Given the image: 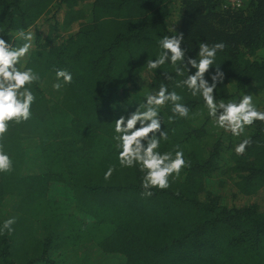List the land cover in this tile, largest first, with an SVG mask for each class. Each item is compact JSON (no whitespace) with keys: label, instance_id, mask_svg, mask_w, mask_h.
<instances>
[{"label":"trees","instance_id":"1","mask_svg":"<svg viewBox=\"0 0 264 264\" xmlns=\"http://www.w3.org/2000/svg\"><path fill=\"white\" fill-rule=\"evenodd\" d=\"M173 3L0 0V38L18 47L26 42L18 32H32L19 69L40 77L28 86L35 96L30 119L9 122L0 138L12 161L11 171L0 172V229L16 220L13 231H0V264H55L78 248L96 250V264L114 257L121 264H264V122L255 121L239 140L222 128L213 135L203 98L177 87L196 69L177 76L170 61L146 66L163 51L164 36L183 33L186 57L197 60L200 43L225 44L205 74L209 83L215 67L225 74L217 102H239L252 84L263 90L264 0H243L235 9L224 0H181L169 29ZM60 69L72 82L61 97L48 95L46 81ZM161 84L190 111L169 123L172 105L160 108L168 139L158 150L174 154L179 145L188 166L167 190L143 197L139 166H120L115 120ZM246 138L251 145L237 155ZM223 187L244 201L260 195L263 204L228 206L220 200Z\"/></svg>","mask_w":264,"mask_h":264},{"label":"clouds","instance_id":"2","mask_svg":"<svg viewBox=\"0 0 264 264\" xmlns=\"http://www.w3.org/2000/svg\"><path fill=\"white\" fill-rule=\"evenodd\" d=\"M17 35L26 41L18 47H13L11 43L0 38V138L8 131L9 122L20 123L30 119L31 105L35 101V96L28 86L40 79L32 68L21 70L17 67L21 58L25 57L32 48L33 34L30 31L20 30ZM183 40V33L164 36L159 41L163 51L155 60L146 61L147 68L158 69L170 61L177 76H183L185 68L189 73L191 69H196L194 74H189L186 79L179 81L177 87L186 86L192 96L200 95L209 117L213 118L219 128L230 132L233 136H241L246 126L253 125L255 121L264 122V111L257 109L252 94H243L239 102L216 101L214 93L217 84L223 83L225 74L220 66L215 67V73L210 77L211 83L205 79V74L212 68L217 52L223 51L225 44L216 43L210 46L207 43H200L197 60L186 57V50L181 46ZM162 75L165 79L173 78L168 73ZM72 79V74L67 70H57V82L52 87L59 91L64 85L70 84ZM61 80L63 83L60 82ZM181 101L182 97L177 92H169L167 86L161 84L159 90L148 94L146 102L139 105L134 112L115 120L116 135L113 139L117 142L120 166L122 168L139 166L140 171L144 173L141 183L143 197H151L154 194L152 189L167 190L171 186L170 178L173 180L179 178L181 170L188 166L183 151L179 150V145L175 146L174 154L172 151L161 153L158 150L161 141L168 139L167 130L162 128L159 110L170 103L173 115L169 116V123L173 122L176 116L187 118L190 110ZM251 143L250 138L244 139L235 146V153L244 154ZM11 168L12 161L4 152L3 145H0V172L11 171ZM114 171V166L109 167L104 179H110ZM15 222V218L5 220L0 231H13L11 226Z\"/></svg>","mask_w":264,"mask_h":264},{"label":"rangeland","instance_id":"3","mask_svg":"<svg viewBox=\"0 0 264 264\" xmlns=\"http://www.w3.org/2000/svg\"><path fill=\"white\" fill-rule=\"evenodd\" d=\"M180 1L181 0H174L173 6L174 9L171 12V16L168 20V25H169V29H173L177 23H178V16H179V12H180ZM34 39V38H33ZM14 41V39L12 40ZM32 49V48H31ZM28 54L21 58V60L19 61V63L17 64V67L20 68L21 64H23L27 58ZM234 81V80H232ZM56 77H52L49 78L46 81V93L48 95L51 96H55V97H61L63 95V87L57 91L55 89H53L52 85L54 83H56ZM244 94H252L253 95V103L256 105L257 108H264V89L261 90L259 89L256 85L252 84L250 85L247 90L245 91ZM221 128H219L213 120V128L211 129V132L213 135H215V131H220ZM250 127L246 126L245 128V132L241 135V136H233L234 139L239 140L240 138H244L248 132H249ZM230 132H228L229 134ZM227 138V137H226ZM214 139V138H213ZM218 179H221L220 176H215V178H213L212 180H214V182H216ZM223 196H221L220 200H222V202H225L226 205H233L234 203L236 204H241L243 202H247V203H260L263 204V200L262 197L260 195L255 196V197H249V198H245L246 201L242 200V197H234L233 194L234 193H229L227 192V187H223L221 189ZM61 199H63L61 197ZM74 252H75V256H74ZM74 252H70V253H66L64 255V259L63 257L60 259H54L55 264H96L95 263V259H96V255L98 254L96 250H93L92 252L89 251H84L83 249H77ZM84 256L86 257V259L84 258ZM121 259L114 257L112 259H110L109 262H100V264H121Z\"/></svg>","mask_w":264,"mask_h":264},{"label":"built area","instance_id":"4","mask_svg":"<svg viewBox=\"0 0 264 264\" xmlns=\"http://www.w3.org/2000/svg\"><path fill=\"white\" fill-rule=\"evenodd\" d=\"M226 6H230L232 9L240 8L243 5V0H224Z\"/></svg>","mask_w":264,"mask_h":264}]
</instances>
